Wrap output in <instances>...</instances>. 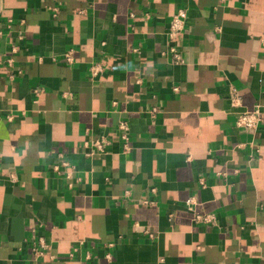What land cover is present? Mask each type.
Returning <instances> with one entry per match:
<instances>
[{"label":"crops","instance_id":"0c3cea01","mask_svg":"<svg viewBox=\"0 0 264 264\" xmlns=\"http://www.w3.org/2000/svg\"><path fill=\"white\" fill-rule=\"evenodd\" d=\"M0 264H264V0H2Z\"/></svg>","mask_w":264,"mask_h":264},{"label":"built area","instance_id":"2783aa9c","mask_svg":"<svg viewBox=\"0 0 264 264\" xmlns=\"http://www.w3.org/2000/svg\"><path fill=\"white\" fill-rule=\"evenodd\" d=\"M187 13L184 9H179L172 16L171 21L167 30V37L170 41H173L176 36L184 29L185 21H186ZM168 55L171 59V62L174 65L182 63L181 53L175 46H171L168 49ZM65 59L68 63L72 61L70 57V53L65 56ZM101 73V69L98 65H92L90 67V74L92 77H96ZM177 88H174L173 91L177 92ZM261 123V110L259 105H255V107L251 110H246L240 113L236 119V127L246 133L253 134L257 131L259 125ZM117 132L119 134L123 152H127L129 150L128 142V125L125 121H120L117 124ZM110 142L107 138H99L91 142H85L84 148L87 149L85 156L91 157L96 154H105ZM62 167H67L68 162L61 161ZM220 175V174H218ZM201 184H203V180H200ZM214 220L211 215H194L193 221L195 223L202 224H210ZM149 238H152L151 235H148ZM48 244L42 237H36L32 241L31 252L35 258H41L44 255V252L48 249Z\"/></svg>","mask_w":264,"mask_h":264},{"label":"water","instance_id":"95a60500","mask_svg":"<svg viewBox=\"0 0 264 264\" xmlns=\"http://www.w3.org/2000/svg\"><path fill=\"white\" fill-rule=\"evenodd\" d=\"M1 2H2V0H0V9H1Z\"/></svg>","mask_w":264,"mask_h":264}]
</instances>
